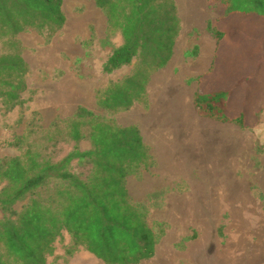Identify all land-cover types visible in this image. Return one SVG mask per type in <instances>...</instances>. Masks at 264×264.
<instances>
[{
  "label": "rangeland",
  "instance_id": "1",
  "mask_svg": "<svg viewBox=\"0 0 264 264\" xmlns=\"http://www.w3.org/2000/svg\"><path fill=\"white\" fill-rule=\"evenodd\" d=\"M204 10L210 19L207 32L176 35L171 60L149 77L146 101L128 110L98 106L99 94L131 76L140 59L111 75L104 72L123 39L110 31L95 0H63L66 22L54 35L27 29L15 37L29 65L28 89L13 109L0 100V168L28 149L54 162L66 157L75 146L65 136L66 126L79 107L101 121L138 127L154 164L131 174L126 186L131 203L146 209L147 223L158 238L155 256L141 264H264V88L254 104L261 111L256 127L253 118L240 129L198 115L193 101L213 59L212 28L225 14L217 0H209ZM6 52L0 42V54ZM242 57L231 54V63ZM79 148L92 149L88 136ZM90 169L72 163V172L83 179ZM28 201L14 210L20 212ZM5 216L0 209V220ZM46 260L105 264L76 246L66 231Z\"/></svg>",
  "mask_w": 264,
  "mask_h": 264
},
{
  "label": "trees",
  "instance_id": "2",
  "mask_svg": "<svg viewBox=\"0 0 264 264\" xmlns=\"http://www.w3.org/2000/svg\"><path fill=\"white\" fill-rule=\"evenodd\" d=\"M225 15L212 28L217 49L210 69L194 96L199 116L240 129L260 113L254 104L264 88V0H217ZM123 45L107 60L108 75L139 64L122 83H110L98 97L108 111L128 110L146 101L150 75L168 64L179 27L172 0H95ZM63 0H0V100L9 109L27 91L29 65L15 37L27 29L54 35L65 25ZM243 55L237 64L231 54ZM230 58V61H229ZM238 110L236 113L235 111ZM84 129L88 130L87 135ZM75 143L66 157L54 162L28 149L0 168V264H47L46 254L66 231L76 246L105 264H141L156 254L158 238L149 227L146 209L131 203L126 180L154 164L136 126L104 122L79 107L67 123ZM88 136L92 149L79 143ZM91 166L85 179L72 172V163ZM29 201L20 212L14 207Z\"/></svg>",
  "mask_w": 264,
  "mask_h": 264
},
{
  "label": "crops",
  "instance_id": "3",
  "mask_svg": "<svg viewBox=\"0 0 264 264\" xmlns=\"http://www.w3.org/2000/svg\"><path fill=\"white\" fill-rule=\"evenodd\" d=\"M172 1L176 7L178 21H179V30H178L177 36L178 35L180 36L182 33L193 32L196 29L201 31V32H207V27H208L207 22L210 19L206 18V12H205L204 8H205V6L207 7V3L209 2V0H203L202 7H200V9L197 11V15L191 20H188V18L186 17V15H185L182 7H181L180 0H172ZM183 18H185V19H183ZM215 42H216V39H215ZM174 48H175V45H174ZM216 49H217V42H216L215 50L213 53V57L215 55ZM208 50H210V49L207 48L205 50V53H208L209 52ZM212 61H213V59H212ZM212 61H211V63H212ZM210 66H211V64H210ZM209 69H210V67H209Z\"/></svg>",
  "mask_w": 264,
  "mask_h": 264
},
{
  "label": "bare ground",
  "instance_id": "4",
  "mask_svg": "<svg viewBox=\"0 0 264 264\" xmlns=\"http://www.w3.org/2000/svg\"><path fill=\"white\" fill-rule=\"evenodd\" d=\"M180 4L186 17L191 20L197 15L198 9L203 5V0H180ZM202 239L204 240L205 237Z\"/></svg>",
  "mask_w": 264,
  "mask_h": 264
}]
</instances>
